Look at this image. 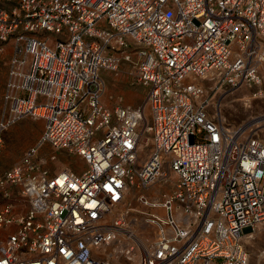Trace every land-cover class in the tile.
<instances>
[{
	"label": "built area",
	"instance_id": "1",
	"mask_svg": "<svg viewBox=\"0 0 264 264\" xmlns=\"http://www.w3.org/2000/svg\"><path fill=\"white\" fill-rule=\"evenodd\" d=\"M10 43L0 145L26 117L44 127L0 175V264H252L264 141L212 111L197 79L262 82L264 0H0V53ZM122 61L145 106L103 103L101 73ZM157 183L174 190L153 199ZM133 187L158 228L138 242Z\"/></svg>",
	"mask_w": 264,
	"mask_h": 264
},
{
	"label": "rangeland",
	"instance_id": "2",
	"mask_svg": "<svg viewBox=\"0 0 264 264\" xmlns=\"http://www.w3.org/2000/svg\"><path fill=\"white\" fill-rule=\"evenodd\" d=\"M51 37L53 41L60 38L58 35H51ZM13 54L14 48L12 43L8 44L5 51L0 53V71L6 70L7 76L9 68L8 62ZM262 72L264 74V66ZM135 74L133 64L127 61H122L116 69L106 68L102 71L101 76L105 83L102 100L108 108L113 109L119 106L139 107L146 105L148 88L137 82ZM197 82L204 85L206 88V99L211 102L210 108L212 111H215L216 108L219 109L223 119L226 120L228 125H245L254 135L264 141V120L262 119L264 117V77L259 84L244 85L236 89L228 85H222L221 83L215 84V82H209L203 79H197ZM2 111L3 100L0 104V118ZM146 111L148 115L151 114L149 106H146ZM19 122H22V125H29L31 127L40 124L41 137L44 127L43 120H35L26 117ZM8 130L2 134L3 143L0 145V170L3 168L2 164L13 160L15 154L20 155V161L24 152L28 149L27 147L21 150V144L25 141L23 138L20 139L14 136L6 139L5 135ZM146 137L147 135H143L142 141L144 151L141 162L144 161L148 155L149 144L148 141H146ZM43 151L41 152V156L54 152L49 146L43 148ZM68 160H70L68 154L59 152L57 162H54L49 168L57 171L63 168V165ZM157 185L160 186L159 189ZM157 185H155L153 187L154 190L150 192V196L153 199H162L164 193H170L174 190L173 186H163L160 183H157ZM143 192L146 191L138 187H133L130 190L128 205H131L133 209L129 214L128 220L139 218L140 222L144 224L140 227L141 232L151 234L154 238L157 236L158 228L155 225L149 226L144 223L143 219L146 216L143 212H148L149 210L143 205H140L137 201L138 195ZM255 235L257 239L252 241L248 246L252 253V264H264V229H258Z\"/></svg>",
	"mask_w": 264,
	"mask_h": 264
},
{
	"label": "crops",
	"instance_id": "3",
	"mask_svg": "<svg viewBox=\"0 0 264 264\" xmlns=\"http://www.w3.org/2000/svg\"><path fill=\"white\" fill-rule=\"evenodd\" d=\"M1 59V58H0ZM7 82V72L0 71V104L3 100L5 86ZM31 127L29 125H22V122H18L14 126H12L8 132L6 133V139L12 138V137H19L20 139H24L25 141L21 144V150L26 149L27 147H31L39 141L40 138V128L39 125ZM20 150V151H21ZM15 157L10 162H6L2 164V169L0 170V175H2L6 170H9L11 167H13L15 164L19 162L20 155L15 154ZM7 199L4 197L3 193L0 192V208L7 203Z\"/></svg>",
	"mask_w": 264,
	"mask_h": 264
},
{
	"label": "bare ground",
	"instance_id": "4",
	"mask_svg": "<svg viewBox=\"0 0 264 264\" xmlns=\"http://www.w3.org/2000/svg\"><path fill=\"white\" fill-rule=\"evenodd\" d=\"M262 119L264 120V117H263ZM157 187H158V189H159L160 186L157 185ZM153 190H154V189L151 187V188H150V191H153ZM159 213L162 215V217H167L166 212H161V211H159ZM141 225H144L143 222H142V223H141V222H138V223H136V225H135V227H134V228H135V229H134L135 232H133V233H134V235H135V238H136L135 241H136V242H138L139 240L142 241V239H143V238L140 236V234H141V230H140ZM125 230H126V231H129L127 228H125ZM125 230H124V229L121 230V232H122L123 235H126V234H124V233H126ZM138 231L140 232V234H136V232H138ZM256 231H257V230H255V231H253V232H251V233L255 236ZM137 246H138V245H137ZM106 254H107L109 257H110V256H116V253H113V252H111V251L109 252V250H106ZM134 259L136 260V257H135Z\"/></svg>",
	"mask_w": 264,
	"mask_h": 264
}]
</instances>
